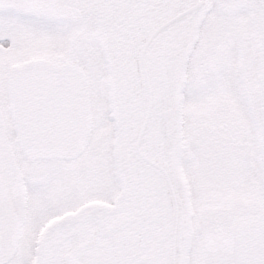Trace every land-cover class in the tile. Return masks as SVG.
I'll return each instance as SVG.
<instances>
[{"label": "snow or ice", "instance_id": "obj_1", "mask_svg": "<svg viewBox=\"0 0 264 264\" xmlns=\"http://www.w3.org/2000/svg\"><path fill=\"white\" fill-rule=\"evenodd\" d=\"M0 264H264V0H0Z\"/></svg>", "mask_w": 264, "mask_h": 264}]
</instances>
